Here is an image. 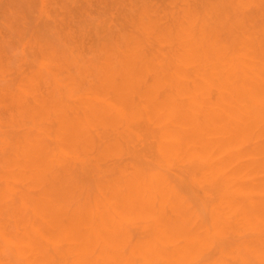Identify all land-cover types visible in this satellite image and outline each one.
Masks as SVG:
<instances>
[{
    "label": "bare ground",
    "instance_id": "bare-ground-1",
    "mask_svg": "<svg viewBox=\"0 0 264 264\" xmlns=\"http://www.w3.org/2000/svg\"><path fill=\"white\" fill-rule=\"evenodd\" d=\"M242 3L144 0L0 86V264H264V7ZM150 140L159 169L125 161ZM178 166L225 187L211 225Z\"/></svg>",
    "mask_w": 264,
    "mask_h": 264
},
{
    "label": "rangeland",
    "instance_id": "rangeland-1",
    "mask_svg": "<svg viewBox=\"0 0 264 264\" xmlns=\"http://www.w3.org/2000/svg\"><path fill=\"white\" fill-rule=\"evenodd\" d=\"M143 1L0 0V86H16L23 75L37 70L44 53L41 51L42 45L55 43L58 37L66 39L67 35L75 34L80 29L84 30L88 38L87 41H91L99 29L98 22H102L106 18L116 19L117 22L120 19L122 22L128 8ZM146 1L167 4L171 0ZM242 4L243 10L246 12L255 11V8L259 12L260 8L264 7V0H243ZM255 17L257 18L258 14ZM258 20H263V17ZM72 22V27L68 28ZM164 101L176 103L179 106L188 103L187 99L176 95L173 96L172 101ZM147 127L146 123H142L139 127L137 125L130 126L127 127V133H137L138 130L149 133ZM150 144L154 148L151 140L143 144L130 143V153L126 156L125 161L133 162V165L142 167L151 165L152 168L159 169L161 166L160 156L151 148ZM178 167L180 170L177 173L182 175V183L177 184H181L183 201L191 199L192 207L201 213L205 224L211 225L214 220L213 207H218L221 197H225V187L197 184L188 177L187 169H184V166ZM228 195L234 198L230 191V185H228ZM129 225L130 230L137 231V233L146 228L143 223H129ZM253 229L254 225H247L242 221L239 226L233 225V232H246V236L249 238L254 236L251 233ZM221 246H217L215 250L209 252L208 257L211 259L216 257L221 252L219 248ZM223 253L227 255V262L232 264H245V259L248 260V263L252 261L251 264H253L256 259L252 250L243 254L244 256L238 252L229 254L225 248Z\"/></svg>",
    "mask_w": 264,
    "mask_h": 264
}]
</instances>
